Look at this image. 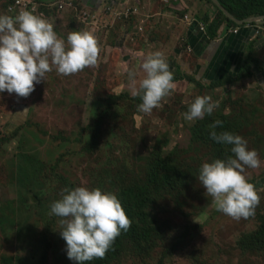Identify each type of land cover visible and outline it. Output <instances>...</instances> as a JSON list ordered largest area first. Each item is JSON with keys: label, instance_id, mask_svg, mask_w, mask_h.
<instances>
[{"label": "rangeland", "instance_id": "rangeland-1", "mask_svg": "<svg viewBox=\"0 0 264 264\" xmlns=\"http://www.w3.org/2000/svg\"><path fill=\"white\" fill-rule=\"evenodd\" d=\"M70 1L54 6V31H82L89 23L97 43L104 39L95 66L68 76L53 68L27 97L0 93V264H75L66 257L60 218L50 215V204L66 188L86 187L114 193L124 208L128 188L152 191L148 172L154 162L168 167L173 184L150 192L146 220L136 218L149 232L146 244L126 240L107 264H264L262 73L213 89L191 82L145 114L137 107L140 96L131 95L143 78L140 65L130 64L129 50L115 49L114 30L100 26L102 18L110 21L114 15L103 6L93 23L89 6L72 0L71 7ZM135 55L142 62V54ZM128 71L139 77L135 85ZM205 95L218 102L213 113L225 112L232 121L226 131L257 150L259 167L245 166L242 173L260 197L255 215L247 219L217 211L196 179L203 163L232 155L229 145L218 149L206 138L213 115L183 119L193 100ZM28 180L31 187L23 188L20 181ZM258 230L253 246L250 237Z\"/></svg>", "mask_w": 264, "mask_h": 264}, {"label": "clouds", "instance_id": "clouds-1", "mask_svg": "<svg viewBox=\"0 0 264 264\" xmlns=\"http://www.w3.org/2000/svg\"><path fill=\"white\" fill-rule=\"evenodd\" d=\"M66 42L57 36L53 24L29 11L0 15V93L27 97L53 68L57 74L68 76L95 66L99 49L92 34L72 31ZM139 68L144 75L131 95L140 96L138 110L148 114L160 106L175 83L160 51L146 55ZM127 76L135 85L136 73L128 71ZM217 107L218 102L209 96H197L182 113L183 119L201 120L205 115L211 116ZM218 126H222L218 119L208 126L209 137L229 145L232 155L203 163L196 179L212 197L217 211L236 221L247 219L255 215L260 197L242 173L245 166L259 167L258 153L248 149L247 141L238 134L217 133ZM50 215L60 218L59 235L65 242L66 257L75 264L103 259L115 238L131 224L117 196L99 188L64 189L61 198L50 204Z\"/></svg>", "mask_w": 264, "mask_h": 264}, {"label": "crops", "instance_id": "crops-1", "mask_svg": "<svg viewBox=\"0 0 264 264\" xmlns=\"http://www.w3.org/2000/svg\"><path fill=\"white\" fill-rule=\"evenodd\" d=\"M31 1L38 4L37 16L55 24L58 11L54 9V5L62 0ZM81 1L94 11L93 17L90 19L93 23H96V16L101 15V12L105 10L106 4L111 6L109 11L114 16L110 21L109 18H102L100 26L102 25L104 29L114 30L115 49L120 46L129 50L130 64L137 62L140 65L146 55L160 51L166 58L169 70L173 74L174 91H185L191 82L206 87L210 82L228 80L234 83L240 81L244 78L238 79L236 76L247 56L253 58L257 65L264 70V27L260 26L264 17L254 18L255 22L247 28L226 27L222 24L217 30V36L209 39L205 35L204 24L201 20L211 17L214 8L205 0ZM94 4H97L95 8ZM213 4L215 5V2ZM8 5L9 0H0V15L12 16V13L7 9ZM103 6L104 9L99 12ZM134 7L137 8L135 15L132 11ZM127 9L130 11L127 13L128 15H125L124 11ZM63 20L65 21L64 18ZM252 21L253 19L250 22ZM64 23L70 24L68 21ZM87 25L90 24L88 23L84 25L83 29H80L92 34L93 31ZM138 25H141L142 31L138 30ZM233 28H236V33H232ZM69 33L70 30L64 29L58 31L57 36L64 40V36ZM102 40L104 39L98 38L97 44L100 49ZM133 54H142V62L137 57H133ZM102 56L106 57L104 52ZM254 71L261 73L259 70ZM139 73L144 75L141 71ZM261 78L259 77V82L264 80V71Z\"/></svg>", "mask_w": 264, "mask_h": 264}, {"label": "trees", "instance_id": "trees-1", "mask_svg": "<svg viewBox=\"0 0 264 264\" xmlns=\"http://www.w3.org/2000/svg\"><path fill=\"white\" fill-rule=\"evenodd\" d=\"M78 1L81 0H77V5ZM205 1L211 4L214 8L211 17H205L203 18V20H201V22L204 24L203 28L205 29V35L209 39H213L217 36V30L222 24L226 27L239 26V28H245L244 25H242L245 22L236 24L233 19L237 21H243L244 19L249 17H264V0H217V2L223 7L226 12L229 13L231 17H228L226 14H224V12L219 7L213 4L212 0ZM77 7L78 9H81L80 6ZM254 22L255 21H252L251 23ZM251 23L248 24L250 25ZM254 70H259L261 73L264 71L257 65L256 61L253 58L247 56L236 78L239 79L250 77L255 74ZM231 83L232 82H229L228 80L216 81L210 82L206 87L208 89H213L216 87L229 85ZM224 114L225 112H223L222 114H220V112H214L212 113L214 117H212V119L209 121L210 123L217 119L222 121V126H218L215 129L217 133L226 131V127L230 123H232V121L228 119V117ZM206 138L209 141V144L215 145L216 148L220 149L221 144L216 143L212 139H210L209 134L206 135ZM169 171L170 170L168 169V167L162 165L159 162H154L150 166L148 172V184L151 187L152 191L155 192L162 189L163 187H169L173 184V180L169 175H167ZM20 184L23 188H27L28 186L31 187L32 185L29 180L28 182L20 181ZM152 191L146 188H128L127 190H125L121 202L124 206L123 210L126 216L131 221L130 227L126 232L122 231L120 235L115 238L111 248L105 253L103 259H93L90 262H85V264H107V262L119 252L121 246L126 240H128L135 246H142L146 244L145 242L148 238L149 232L145 228H139V225L136 222V218H138L139 222H144L146 220V204L148 199L150 198ZM37 198L39 197L37 196ZM41 200L42 199L39 198V202H41ZM260 235L261 230H258L254 232L253 236L250 237L253 239V246H256L258 244L259 240L257 239ZM245 238L249 241V237L245 235Z\"/></svg>", "mask_w": 264, "mask_h": 264}, {"label": "built area", "instance_id": "built-area-1", "mask_svg": "<svg viewBox=\"0 0 264 264\" xmlns=\"http://www.w3.org/2000/svg\"><path fill=\"white\" fill-rule=\"evenodd\" d=\"M60 3L61 2H56L54 6L61 8L62 5ZM69 5L71 7H73V1L72 0L69 2ZM105 6L107 7V10L111 9V6L109 4H106ZM7 9L10 13H12L14 15L20 11H29L34 15H36L39 12L38 4L34 1H31V0H9V5H8ZM129 11L130 10L127 9L126 11H124V14L128 15L127 13ZM132 11L134 12L133 14L135 15L137 12V8L136 7L132 8ZM243 25L245 28L249 27L248 23H244ZM260 26L264 27V21L262 23L260 22ZM140 29H142V28H140ZM232 31H233V33H236V28L233 29Z\"/></svg>", "mask_w": 264, "mask_h": 264}, {"label": "water", "instance_id": "water-1", "mask_svg": "<svg viewBox=\"0 0 264 264\" xmlns=\"http://www.w3.org/2000/svg\"><path fill=\"white\" fill-rule=\"evenodd\" d=\"M212 1L215 2V5L218 6V7L224 12V14H226L228 17H231V16L229 15V13L226 12V11L223 9V7L220 6L219 3H218L216 0H212ZM252 19L254 20V17L246 18V19H244L243 21H237V20H235V19H233V20H234V22H235L236 24H241L242 22H250Z\"/></svg>", "mask_w": 264, "mask_h": 264}]
</instances>
